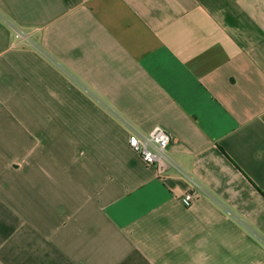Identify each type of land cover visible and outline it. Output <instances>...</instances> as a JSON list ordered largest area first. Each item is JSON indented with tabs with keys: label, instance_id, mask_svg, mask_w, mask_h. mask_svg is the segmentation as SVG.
<instances>
[{
	"label": "crops",
	"instance_id": "0c3cea01",
	"mask_svg": "<svg viewBox=\"0 0 264 264\" xmlns=\"http://www.w3.org/2000/svg\"><path fill=\"white\" fill-rule=\"evenodd\" d=\"M0 264H264V0H0Z\"/></svg>",
	"mask_w": 264,
	"mask_h": 264
},
{
	"label": "built area",
	"instance_id": "2783aa9c",
	"mask_svg": "<svg viewBox=\"0 0 264 264\" xmlns=\"http://www.w3.org/2000/svg\"><path fill=\"white\" fill-rule=\"evenodd\" d=\"M12 26L16 40H31L29 31L16 25ZM127 125L130 130L128 144L134 151L140 154L147 165L155 167L160 175L173 168L190 180L192 184L191 190L181 196V201L185 205H190L202 194H210L207 187L198 179L191 176L170 154L169 145L172 142V136L164 127L156 126L151 131H144L132 123L127 122Z\"/></svg>",
	"mask_w": 264,
	"mask_h": 264
}]
</instances>
